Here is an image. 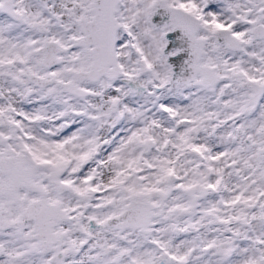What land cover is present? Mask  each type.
I'll return each instance as SVG.
<instances>
[{"label": "snow or ice", "instance_id": "obj_1", "mask_svg": "<svg viewBox=\"0 0 264 264\" xmlns=\"http://www.w3.org/2000/svg\"><path fill=\"white\" fill-rule=\"evenodd\" d=\"M0 264H264V0H0Z\"/></svg>", "mask_w": 264, "mask_h": 264}]
</instances>
